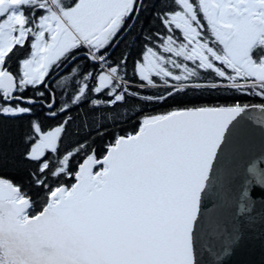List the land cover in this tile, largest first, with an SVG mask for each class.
Returning <instances> with one entry per match:
<instances>
[{"label":"snow or ice","instance_id":"obj_1","mask_svg":"<svg viewBox=\"0 0 264 264\" xmlns=\"http://www.w3.org/2000/svg\"><path fill=\"white\" fill-rule=\"evenodd\" d=\"M146 10L144 0H0V117L39 106L56 120L46 131L31 121L24 137L36 197L0 177V264H225L244 242L252 217L241 214L253 201L228 211L219 187L239 166V145L258 131L264 147V102L239 99L264 101V0H161V29L149 31L129 76L130 51L114 60L112 50ZM68 65L58 100L49 80ZM188 92L232 102L144 115L103 155L91 147L96 126L115 123L130 99L151 93L143 101L158 104ZM70 126L88 129L86 138L61 154ZM5 131L0 123V168L12 162ZM247 172L264 186V157Z\"/></svg>","mask_w":264,"mask_h":264},{"label":"trees","instance_id":"obj_2","mask_svg":"<svg viewBox=\"0 0 264 264\" xmlns=\"http://www.w3.org/2000/svg\"><path fill=\"white\" fill-rule=\"evenodd\" d=\"M144 2L148 5V10L140 14V18L137 21L135 28H133L130 33L125 34L112 50V59L114 60L121 58L122 53L127 54L130 51L131 55L127 56L129 76L132 75V64L139 48L142 43L144 46L147 43L149 31L155 33L157 30L161 29L160 21L154 18L157 14L156 10L161 7V0H144ZM78 63H84V61L81 60L78 61ZM148 94L151 93H142L139 100L130 99L126 106L121 105L117 109L119 115L117 116V121L115 123L111 120L101 121L104 123V127L99 128V125L96 126L98 131H93L89 139L91 141V147L97 150L98 156L104 154L106 151V145L113 141L116 136L127 135L137 131L141 118L144 115L164 113L175 107L211 105L215 103L225 104L232 102L231 99L223 95H220L217 99V94L188 92L181 96H175L167 102L151 104L143 101V95ZM63 99H66L64 92ZM239 99L244 102L256 103L250 101L248 96H240ZM58 107H60L59 104H57V108ZM77 111L80 110L74 109L71 115H75ZM49 117L50 114L48 110H41L39 106L34 110V115H23L18 118L0 117V123H2L6 129L3 138V148L7 153V156L12 159V162L4 163L3 167L0 168V177L9 178L18 184H23L25 189L29 190L34 198L40 190L31 185L29 172L35 170L36 164L22 159V154L28 147L24 142V137L30 132L29 123L31 121H40L45 131L48 130L49 125H55L56 120L50 119ZM87 131L88 129L79 130L76 129L75 126H70L68 135L64 137V142L59 147V152L63 154L65 149L72 147L75 141L85 139ZM77 132L79 134H76ZM48 155L52 159H55L56 157L55 153L49 152ZM80 159L81 157H76L73 161V168H75L76 163ZM60 179L62 182L68 184L74 182V180L66 177H61ZM51 183L55 185L57 181H51ZM36 208L39 210V203H37Z\"/></svg>","mask_w":264,"mask_h":264},{"label":"water","instance_id":"obj_3","mask_svg":"<svg viewBox=\"0 0 264 264\" xmlns=\"http://www.w3.org/2000/svg\"><path fill=\"white\" fill-rule=\"evenodd\" d=\"M124 35L125 33H122L121 37ZM65 68L67 67L63 66L57 75ZM237 152L239 166L231 167L230 174L219 187V193L221 196L225 192L228 193V211L238 212L239 203L242 200L243 202L253 201L252 212L241 214L245 220L249 216L252 217V220L244 226V242L234 255L226 259L225 264H264V196L260 195L261 192H264V186L256 185L253 175L247 172V167L253 161L256 162L257 167H260L261 157H264V147L261 145L259 132L257 131L247 142L239 145ZM245 180L250 183L245 185ZM245 187L248 189L247 196H244ZM228 219L231 222L230 216Z\"/></svg>","mask_w":264,"mask_h":264},{"label":"flooded vegetation","instance_id":"obj_4","mask_svg":"<svg viewBox=\"0 0 264 264\" xmlns=\"http://www.w3.org/2000/svg\"><path fill=\"white\" fill-rule=\"evenodd\" d=\"M160 26H161V24H160ZM157 31H158V30H157ZM121 34H122V33H121ZM124 36H125V35H124ZM124 36H123V37H124ZM123 37H122V38H123ZM122 38H121V39H122ZM121 39H120V40H121ZM143 47H144V45H143V43H142V45H141V47L139 48V51H138L136 57L134 58V60L137 59V58L139 57V54H140V52H141V50H142ZM25 52H27V49H25L24 51L20 52L18 56H19L20 58H23ZM112 52H113V51H112ZM16 59H17V57H13V61H14V62L12 63V70H13L14 72L17 70V64L15 63ZM62 67H63V66H61V68H62ZM71 67H72V65H68L67 68H65L61 73H59V74L57 75V72H58L61 68L58 69L57 72H55V73L52 74V77H51L50 80H49V84H50L49 91H54V92L56 93V98H57L58 100H63V91H62V89H61V83H62L61 78L65 75L66 72H69V71L71 70ZM58 81H60V83H58ZM40 91H43V89H40ZM24 95H25V96H32V95H33V91H32V89H31V88L27 89V90L24 92ZM248 97H249L250 101H252V102H256V103L264 102V101H262V100H261L260 98H258V97H252V96H248ZM45 110H47V109L45 108ZM53 111H55V108L53 109ZM49 114H50V113H49Z\"/></svg>","mask_w":264,"mask_h":264}]
</instances>
